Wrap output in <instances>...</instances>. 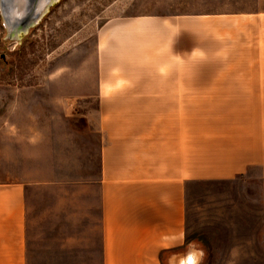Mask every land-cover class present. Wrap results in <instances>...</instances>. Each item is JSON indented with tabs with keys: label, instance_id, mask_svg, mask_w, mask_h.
<instances>
[{
	"label": "crops",
	"instance_id": "1",
	"mask_svg": "<svg viewBox=\"0 0 264 264\" xmlns=\"http://www.w3.org/2000/svg\"><path fill=\"white\" fill-rule=\"evenodd\" d=\"M212 18L215 67L197 77L184 15L109 19L98 31L101 264L200 258L186 242L188 185L252 168L264 226V7ZM26 209L24 185L0 182V264H27Z\"/></svg>",
	"mask_w": 264,
	"mask_h": 264
},
{
	"label": "rangeland",
	"instance_id": "2",
	"mask_svg": "<svg viewBox=\"0 0 264 264\" xmlns=\"http://www.w3.org/2000/svg\"><path fill=\"white\" fill-rule=\"evenodd\" d=\"M259 7L264 0H55L16 34L0 10V182L25 187L27 264H101L100 27L184 15L190 77H197L215 67L212 12ZM186 193V242L202 252L197 264H264L258 168L192 182Z\"/></svg>",
	"mask_w": 264,
	"mask_h": 264
},
{
	"label": "water",
	"instance_id": "3",
	"mask_svg": "<svg viewBox=\"0 0 264 264\" xmlns=\"http://www.w3.org/2000/svg\"><path fill=\"white\" fill-rule=\"evenodd\" d=\"M3 2V0H0V10L3 23L6 24L9 31H13L16 34L19 31H25L28 27L36 24L55 0H43L38 8L33 7L29 11L22 13L20 16H14V14L7 13Z\"/></svg>",
	"mask_w": 264,
	"mask_h": 264
},
{
	"label": "bare ground",
	"instance_id": "4",
	"mask_svg": "<svg viewBox=\"0 0 264 264\" xmlns=\"http://www.w3.org/2000/svg\"><path fill=\"white\" fill-rule=\"evenodd\" d=\"M3 5L6 7L5 11L14 16H20L22 13L29 11L33 7L40 6L43 0H3ZM20 34H17L18 37ZM197 258L194 254H188L181 260L180 264H197Z\"/></svg>",
	"mask_w": 264,
	"mask_h": 264
}]
</instances>
